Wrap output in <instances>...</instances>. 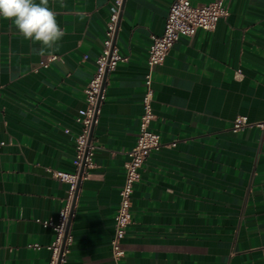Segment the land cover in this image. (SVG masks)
<instances>
[{
  "label": "crops",
  "instance_id": "obj_1",
  "mask_svg": "<svg viewBox=\"0 0 264 264\" xmlns=\"http://www.w3.org/2000/svg\"><path fill=\"white\" fill-rule=\"evenodd\" d=\"M173 1H124L115 43L128 61L107 81L93 131L95 167L78 191L66 264H113L151 37L163 34ZM62 2L49 0L65 35L48 68L40 66L47 50L36 54L41 45L0 18V264L49 263L56 234L43 223L58 221L68 194L53 171L75 172L76 117L113 0ZM226 6L214 31L181 37L153 71L151 126L164 146L135 184L120 264H264V127L232 131L238 116L264 121V0Z\"/></svg>",
  "mask_w": 264,
  "mask_h": 264
},
{
  "label": "built area",
  "instance_id": "obj_2",
  "mask_svg": "<svg viewBox=\"0 0 264 264\" xmlns=\"http://www.w3.org/2000/svg\"><path fill=\"white\" fill-rule=\"evenodd\" d=\"M125 0H113L112 11L105 29V38L101 54L96 59V70L84 88L86 106L79 110L76 123L80 130L75 138L74 173L53 171V176L68 184V194L65 205L60 211L58 221H45L46 227H51L56 234L49 246L51 258L48 264H66L70 253L72 236L68 232L70 220L73 216V203L83 181L89 178L90 170L95 167L94 157L98 145L93 140L92 130L98 122L101 105L105 98V91L109 75L113 73L119 63L128 61V57L121 54L115 43L116 32ZM229 15L226 0H211L208 3L195 4L193 0H174L168 15L164 32L160 36L153 35L147 59L148 72L144 76L145 92L142 98L143 114L140 118L137 142L128 152L129 159L125 164V181L120 191L119 206L115 215V231L111 239L113 264H120L125 255L124 240L128 227L132 223V201L134 187L141 179V169L154 151H159L164 145L160 135L153 131L152 122L155 121L153 71L163 65L168 53L181 37H193L198 30L214 31L218 22ZM58 60V56L51 55L40 62V66L48 68ZM237 74L242 75L241 70ZM248 126L264 127V121L250 123L248 117L238 116L232 131L238 132ZM70 133V129H65ZM92 135V136H91ZM5 142H0V147ZM172 143L171 146H175ZM76 203V202H75ZM75 206V204H74ZM38 247V245H35Z\"/></svg>",
  "mask_w": 264,
  "mask_h": 264
},
{
  "label": "clouds",
  "instance_id": "obj_3",
  "mask_svg": "<svg viewBox=\"0 0 264 264\" xmlns=\"http://www.w3.org/2000/svg\"><path fill=\"white\" fill-rule=\"evenodd\" d=\"M56 15L49 7V0L38 3L36 0H0V18L11 21L25 40L38 42L41 47L36 54L41 56L46 50L49 55L60 50L59 41L65 32L59 27Z\"/></svg>",
  "mask_w": 264,
  "mask_h": 264
},
{
  "label": "water",
  "instance_id": "obj_4",
  "mask_svg": "<svg viewBox=\"0 0 264 264\" xmlns=\"http://www.w3.org/2000/svg\"><path fill=\"white\" fill-rule=\"evenodd\" d=\"M93 131H94V128H93V130H92V133H93ZM92 136V135H91ZM75 202H76V197H75V199H74V203H73V210H74V204H75Z\"/></svg>",
  "mask_w": 264,
  "mask_h": 264
}]
</instances>
